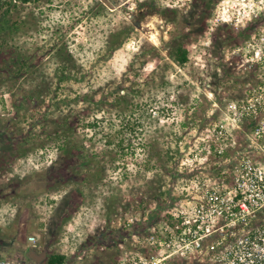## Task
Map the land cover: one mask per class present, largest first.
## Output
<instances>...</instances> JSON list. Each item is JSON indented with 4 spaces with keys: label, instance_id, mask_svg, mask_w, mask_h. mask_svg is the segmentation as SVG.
<instances>
[{
    "label": "rangeland",
    "instance_id": "rangeland-1",
    "mask_svg": "<svg viewBox=\"0 0 264 264\" xmlns=\"http://www.w3.org/2000/svg\"><path fill=\"white\" fill-rule=\"evenodd\" d=\"M219 1L193 0L184 15L157 0H137L132 24L119 0H93L87 8L86 0L18 2L14 17L22 28L8 44L0 39V248L32 247L35 235L39 251L66 254L65 264H133L138 253L151 256L143 239L152 231L158 245L168 238L175 208L199 197L196 182L232 180L225 161L233 148L217 154L223 145L213 129L225 116L223 97H240L247 80L237 58L225 63V54L254 28L224 25L209 33ZM153 16L164 21V28L156 25L161 39L173 25L160 50L142 26ZM209 35L213 44L206 48ZM141 39V54L126 65L127 45ZM178 42L189 51L182 66L173 59ZM61 54L70 58L73 76L57 87ZM152 60L157 67L147 70ZM205 76L220 105L210 117L203 92L193 99ZM244 144L241 138L237 147ZM198 151L208 161L190 171L183 161ZM181 256L172 264L193 261Z\"/></svg>",
    "mask_w": 264,
    "mask_h": 264
},
{
    "label": "built area",
    "instance_id": "built-area-1",
    "mask_svg": "<svg viewBox=\"0 0 264 264\" xmlns=\"http://www.w3.org/2000/svg\"><path fill=\"white\" fill-rule=\"evenodd\" d=\"M226 7L220 0L211 21L218 10L223 11ZM224 25L228 24L219 27ZM248 28H254L253 33L233 47L242 51L232 56V59L237 58V64L240 63L237 68L239 74L247 79L243 82V94L240 97H223L225 116L213 129L216 140L223 145L218 148L217 154L224 155L227 147L233 148L229 158L232 180H216L211 184L196 182L199 197L182 201L181 206L175 208L173 221L164 230L168 238L158 245V235L152 231L147 240L143 239L151 247V256L138 253L133 257V264H172V259L179 254L193 258L190 264H264V251H261L264 250V179L260 178L264 172L258 171L264 167V152L252 146L255 142L264 147V131H261L264 100L259 99L264 97V61L253 63L251 57L254 51L249 49L264 36V13L259 19L254 18ZM250 101L255 105L254 109ZM232 103L237 105L235 112L228 107ZM237 115L240 116V128L229 135V121ZM241 138L245 144L238 148ZM245 161H251V170L245 166ZM209 230L212 234L206 235ZM29 239L33 247H38L35 235ZM0 263L8 264L6 260Z\"/></svg>",
    "mask_w": 264,
    "mask_h": 264
},
{
    "label": "clouds",
    "instance_id": "clouds-1",
    "mask_svg": "<svg viewBox=\"0 0 264 264\" xmlns=\"http://www.w3.org/2000/svg\"><path fill=\"white\" fill-rule=\"evenodd\" d=\"M101 3H103V0H100ZM93 0H86L85 8L89 4H92ZM139 3H144V0H139ZM222 4L227 5L226 8L223 9V11L218 10L217 14L215 16V19L210 21L212 27L208 29L209 33H212L215 31L217 27H219L221 24H228L231 25L236 30H244L247 29L249 23L253 21L254 18L259 19L262 13H264V0H221ZM193 0H157V6L160 8H168V9H174V10H182L184 15H187L189 11L192 9ZM125 5H128V14L123 17L126 23L132 24L134 20V16L132 13H134L137 9V0H119V8H123ZM118 10V9H117ZM56 18H59V13L56 14ZM152 22L148 23L146 25H142L143 27H147L151 29V33L147 36V41L150 43L152 47H154L157 50L161 49L162 43L168 42L171 37L169 36V32L173 30V25L168 24L167 25V31L163 33V38L161 39V32L156 30V25L159 24L160 28H164L165 24L162 19H160L158 16H153L151 18ZM144 43V40L141 39L140 41H136L134 43H131L127 45V47L130 49V55L125 62L126 65L131 64L134 56L141 54L142 51V45ZM203 45L206 48H211L213 41L211 39V36L209 35V38L204 40ZM249 49L254 51V55L251 57V60L253 63H259L264 61V36L261 37V39L255 44L250 45ZM242 49L236 48L233 49L231 53H226L224 57L225 63H228L233 55H236L240 53ZM207 61L215 62V58H213L211 55L207 57ZM245 63H247V60H245ZM242 66V65H241ZM157 67V61L152 60L147 65V70H153ZM200 68L202 69V73L207 72L208 68L206 67V61L202 60L200 62ZM127 68H122L121 71H126ZM119 78V74H117V79ZM205 87L203 89L200 88L199 85H197V92L194 94L193 99H199V95L201 91L203 92V95L207 98L209 102H211L212 109L207 111L205 115L207 117H210L213 115V112L215 109L219 108L220 105L216 101V97L211 90V77L205 76L204 80ZM87 91V89H85ZM125 93H121V95H124ZM175 98V97H173ZM159 99V97H157ZM259 99L264 100V97H260ZM251 107L254 109L255 105L250 101L249 102ZM228 107L235 112L237 105L232 103L229 104ZM155 115V114H154ZM240 116L237 115L235 119L230 120L229 124L231 125L230 128L227 129L228 134L231 135L232 131L234 129H239ZM183 118L176 120L177 125L179 126L180 123H182ZM165 122L161 121V125H163ZM168 123H171L169 121ZM261 131H264V122L261 123ZM260 133H257V136H259ZM235 145H233L234 147ZM254 147H256L260 152H264V147H261L260 145H256L255 142H253ZM223 148L220 149L221 152H223ZM208 155L201 156L199 151L195 155L193 159H185L183 161V165L188 166L189 170L191 171L192 168L196 165L203 166L208 161ZM55 159V156H53L48 163L51 164V160ZM229 161H225V163H229ZM245 166L250 168L251 161H245ZM258 171L264 172V167L260 168ZM23 178V177H21ZM148 178L153 179L154 174L148 173ZM261 179H264V176L260 177ZM187 222V221H186ZM235 223V222H233ZM211 230H209L206 235H211ZM203 238V237H202ZM191 247H189V251H191ZM264 251V250H261ZM215 259V258H214ZM243 260V257H241Z\"/></svg>",
    "mask_w": 264,
    "mask_h": 264
},
{
    "label": "trees",
    "instance_id": "trees-1",
    "mask_svg": "<svg viewBox=\"0 0 264 264\" xmlns=\"http://www.w3.org/2000/svg\"><path fill=\"white\" fill-rule=\"evenodd\" d=\"M29 1H35V0H0V39L2 40V43L8 44L10 42L9 39L13 37V32L19 31L22 28V24L18 21L17 18L14 17V9L18 5V2H29ZM52 1V0H48ZM3 9V10H2ZM59 48L56 49L58 51ZM55 50V49H54ZM53 50V51H54ZM60 61L62 63L60 64V67L58 70H60L57 73L58 77V85H61L63 81H66L67 79H70L73 74L69 71V66L67 65L70 61L69 57H65L64 55L58 56ZM173 59L178 65H185L189 61V51L182 42H178L174 47L173 52ZM20 65V75L22 76L26 70H24L25 65H29V60H27L25 63L21 62ZM29 70H27L28 72ZM39 92H37V95ZM40 100V99H38ZM54 100L52 101V103ZM95 125V124H94ZM127 125H130V122H127ZM24 139V138H23ZM120 142V140H119ZM64 147V144H60L59 147ZM65 146L64 150L68 152V149ZM27 255L30 257L32 261L35 263H41L45 262V264H65L67 262V255L63 253H54L48 255L44 250L38 251L36 248L29 247L26 249ZM47 254V255H46Z\"/></svg>",
    "mask_w": 264,
    "mask_h": 264
},
{
    "label": "crops",
    "instance_id": "crops-1",
    "mask_svg": "<svg viewBox=\"0 0 264 264\" xmlns=\"http://www.w3.org/2000/svg\"><path fill=\"white\" fill-rule=\"evenodd\" d=\"M11 233H8L10 235ZM25 243V242H24ZM21 248H16L12 250H7L4 247L0 248V261L6 260L8 264H33L34 261L30 259V257L26 253V249L28 248L25 243L20 245ZM33 247V246H32ZM41 246L35 247L37 250L40 249ZM39 251V250H38Z\"/></svg>",
    "mask_w": 264,
    "mask_h": 264
}]
</instances>
